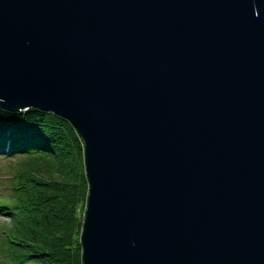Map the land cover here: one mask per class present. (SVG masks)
<instances>
[{"label": "water", "instance_id": "water-1", "mask_svg": "<svg viewBox=\"0 0 264 264\" xmlns=\"http://www.w3.org/2000/svg\"><path fill=\"white\" fill-rule=\"evenodd\" d=\"M83 144L81 264H264V0H0V109Z\"/></svg>", "mask_w": 264, "mask_h": 264}, {"label": "trees", "instance_id": "trees-1", "mask_svg": "<svg viewBox=\"0 0 264 264\" xmlns=\"http://www.w3.org/2000/svg\"><path fill=\"white\" fill-rule=\"evenodd\" d=\"M0 156L16 159L0 198V264H81L87 182L83 144L71 124L38 109H0ZM13 163V162H11Z\"/></svg>", "mask_w": 264, "mask_h": 264}, {"label": "rangeland", "instance_id": "rangeland-1", "mask_svg": "<svg viewBox=\"0 0 264 264\" xmlns=\"http://www.w3.org/2000/svg\"><path fill=\"white\" fill-rule=\"evenodd\" d=\"M11 162L7 161L6 158H1L0 156V198L4 197L9 190V185L14 172L13 169L14 167L11 166H13L16 163V159L12 160ZM83 215H84V210L83 211L80 210L77 212V217L80 220H83ZM2 221H7V217H5L4 215H0V223ZM2 259L3 256L2 253L0 252V261Z\"/></svg>", "mask_w": 264, "mask_h": 264}]
</instances>
